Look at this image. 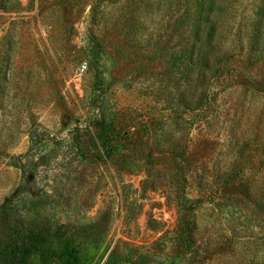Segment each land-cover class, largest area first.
I'll list each match as a JSON object with an SVG mask.
<instances>
[{
    "label": "rangeland",
    "instance_id": "obj_1",
    "mask_svg": "<svg viewBox=\"0 0 264 264\" xmlns=\"http://www.w3.org/2000/svg\"><path fill=\"white\" fill-rule=\"evenodd\" d=\"M0 264H264V0H0Z\"/></svg>",
    "mask_w": 264,
    "mask_h": 264
},
{
    "label": "trees",
    "instance_id": "obj_2",
    "mask_svg": "<svg viewBox=\"0 0 264 264\" xmlns=\"http://www.w3.org/2000/svg\"><path fill=\"white\" fill-rule=\"evenodd\" d=\"M95 107L98 108L99 106L94 103ZM103 115V114H102ZM104 117L100 118L96 122V129L98 130L97 137L101 139L102 141L106 142L109 139L110 135V126H109V121L103 119ZM90 138L94 141L95 136L90 134Z\"/></svg>",
    "mask_w": 264,
    "mask_h": 264
}]
</instances>
